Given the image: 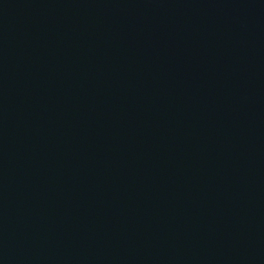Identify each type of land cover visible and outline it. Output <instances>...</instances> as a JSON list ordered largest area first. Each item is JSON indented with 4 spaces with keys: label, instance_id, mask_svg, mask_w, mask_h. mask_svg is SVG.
<instances>
[{
    "label": "water",
    "instance_id": "obj_1",
    "mask_svg": "<svg viewBox=\"0 0 264 264\" xmlns=\"http://www.w3.org/2000/svg\"><path fill=\"white\" fill-rule=\"evenodd\" d=\"M0 264H264V0H0Z\"/></svg>",
    "mask_w": 264,
    "mask_h": 264
}]
</instances>
